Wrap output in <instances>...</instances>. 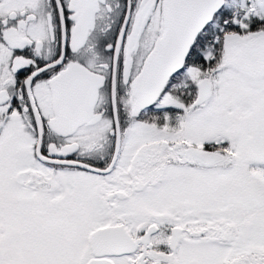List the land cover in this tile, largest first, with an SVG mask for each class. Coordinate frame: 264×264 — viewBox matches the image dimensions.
Segmentation results:
<instances>
[{
	"label": "snow or ice",
	"instance_id": "1",
	"mask_svg": "<svg viewBox=\"0 0 264 264\" xmlns=\"http://www.w3.org/2000/svg\"><path fill=\"white\" fill-rule=\"evenodd\" d=\"M0 264H264V0H0Z\"/></svg>",
	"mask_w": 264,
	"mask_h": 264
}]
</instances>
